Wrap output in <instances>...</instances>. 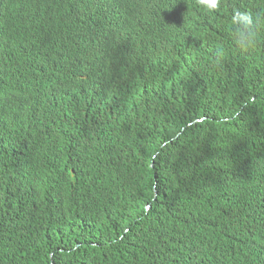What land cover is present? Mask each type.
Segmentation results:
<instances>
[{
    "label": "trees",
    "instance_id": "16d2710c",
    "mask_svg": "<svg viewBox=\"0 0 264 264\" xmlns=\"http://www.w3.org/2000/svg\"><path fill=\"white\" fill-rule=\"evenodd\" d=\"M42 9L0 0V264H264L263 34L241 55L187 32L195 67L152 76L127 52L104 110L57 69L94 51L62 48ZM114 33L104 46L117 59L127 40ZM34 60L57 67L35 105L42 115L18 77L10 84ZM155 79L167 88L147 87ZM174 84L193 89L170 118Z\"/></svg>",
    "mask_w": 264,
    "mask_h": 264
},
{
    "label": "clouds",
    "instance_id": "9594fccd",
    "mask_svg": "<svg viewBox=\"0 0 264 264\" xmlns=\"http://www.w3.org/2000/svg\"><path fill=\"white\" fill-rule=\"evenodd\" d=\"M233 1L41 0L43 25L45 26L47 20L53 22L54 28L51 32L59 39L62 48L75 46L94 52L92 55L77 57L68 69L64 66L53 67L51 64L53 60L41 65L34 60L28 65L13 70L10 84L13 88L19 85V80L22 81L24 86H27L22 100L31 103V114L42 115L35 105H43L41 104L42 89L52 86L48 72L57 68L62 73L65 69L67 71L61 79L75 80L72 84L81 94L89 96L92 101L89 104L100 105L105 110L114 102L112 89L114 73L127 59V52L131 57L145 60L143 72L152 76L155 67L159 71L183 68L185 67L183 61L191 60L195 67L198 63L197 57L201 54L188 53L184 48L182 39L187 32H190L188 36H194V40L206 37L218 38L227 48L236 50L241 55L254 49L260 32L264 36V0L243 1L236 8L232 7ZM251 8L255 12L251 11ZM207 15H214L217 21L220 19L221 21L202 23ZM123 17H127L125 22L122 21ZM114 25L117 27L115 31H120L127 40L117 59H113L111 52L104 46L110 35H119L112 32ZM136 25L144 28L141 33L136 29ZM217 27L228 29V33ZM95 36H98L99 43L96 42ZM47 50L46 46H43L41 54L46 55L44 52ZM213 58L217 64L221 63L224 58L223 49H217ZM203 74L208 76L209 71H203ZM17 77L19 80L16 79ZM161 84L163 85L152 82L147 87L164 88ZM176 87L179 88V85ZM178 93L184 101L186 95L182 94L181 90H178ZM29 94L30 98H28ZM32 95L35 103L32 102ZM258 259L263 261V255H259Z\"/></svg>",
    "mask_w": 264,
    "mask_h": 264
},
{
    "label": "bare ground",
    "instance_id": "6f19581e",
    "mask_svg": "<svg viewBox=\"0 0 264 264\" xmlns=\"http://www.w3.org/2000/svg\"><path fill=\"white\" fill-rule=\"evenodd\" d=\"M126 19H127V17H123V22H125L126 21ZM173 19H175L176 20V18H173ZM228 20H229V16H228ZM117 29V27L114 25L113 26V28H112V32H114L115 30ZM30 31H32L33 33H39L40 34V37H41V40H44V38H43V36L41 35V32H42V30L41 29H39V31H37L36 29H34V28H31V30ZM86 33L88 34V29L86 30ZM95 40H96V42L97 43H99V41H98V36H95ZM125 55H122V57H124ZM127 58V57H126ZM182 69V68H181ZM118 70V69H117ZM150 70H151V67H150ZM153 72H160L159 70H158V68L157 67H155L154 69H153ZM172 74H176V73H174V72H172ZM142 76H138V78H141ZM173 80H176V78H172ZM151 80H149V82H150ZM160 81V79H155L153 82H159ZM61 82L62 83H65L66 81H63V79H61ZM78 82V81H77ZM163 85H165V87L167 88V86H166V84H163ZM107 86V85H106ZM162 86V85H161ZM176 84H174V87L173 88H175L176 89ZM180 86H181V84H179V88H180ZM191 86H193V85H187V86H185V85H183V89L181 90V91H183L184 89H186L187 91H188V93H189V91H190V88H191ZM179 90V89H178ZM182 94H183V92H182ZM180 99H182L181 97H180V95H179V93H177V95H175V97L172 99L173 100V104L175 105V106H172L171 108H169L168 109V111H169V113H170V118L177 112V110L178 109H180V103H179V100ZM176 106H178V107H176ZM40 123H41V121H39ZM85 159H83V161H84ZM74 167H76V168H74ZM66 169H68V170H70V167H68L67 166V168ZM78 169H80V167H79V165L77 166V165H74V166H72L71 167V170L72 171H77Z\"/></svg>",
    "mask_w": 264,
    "mask_h": 264
},
{
    "label": "water",
    "instance_id": "95a60500",
    "mask_svg": "<svg viewBox=\"0 0 264 264\" xmlns=\"http://www.w3.org/2000/svg\"><path fill=\"white\" fill-rule=\"evenodd\" d=\"M82 1H84V0H82Z\"/></svg>",
    "mask_w": 264,
    "mask_h": 264
}]
</instances>
